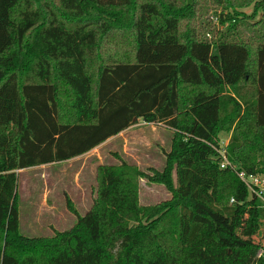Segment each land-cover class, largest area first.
Masks as SVG:
<instances>
[{
    "label": "trees",
    "instance_id": "16d2710c",
    "mask_svg": "<svg viewBox=\"0 0 264 264\" xmlns=\"http://www.w3.org/2000/svg\"><path fill=\"white\" fill-rule=\"evenodd\" d=\"M260 10L264 0H0V264H264L256 221L239 236L214 216L254 208L264 220L217 153L229 134L230 164L264 175V19L252 22ZM140 120L172 131L161 171L122 158L98 165L84 215L64 197L74 226L20 234L18 171L81 157ZM199 170L215 173L209 213L195 199ZM141 180L170 199L140 205ZM185 216L211 227L215 243L184 245Z\"/></svg>",
    "mask_w": 264,
    "mask_h": 264
},
{
    "label": "rangeland",
    "instance_id": "374dc122",
    "mask_svg": "<svg viewBox=\"0 0 264 264\" xmlns=\"http://www.w3.org/2000/svg\"><path fill=\"white\" fill-rule=\"evenodd\" d=\"M251 15L250 9L242 10ZM212 9H203L204 19L216 25L217 18ZM264 19L260 10L253 18V23ZM208 39L212 36L207 35ZM146 126L144 121H138L123 136L107 141L88 154L65 163L44 165L17 172L19 195V232L28 238H46L53 236L54 232H62L75 225L77 218L67 210L65 195H67L80 216L84 215L92 205L95 176L98 165H117L118 158L127 163L136 165L142 171L153 168L161 171L164 167V154L169 151L172 131L163 126ZM155 130V131H154ZM229 134L219 135L220 148L227 144ZM117 156V157H116ZM232 165V164H231ZM232 171L245 173L232 165ZM246 174V173H245ZM255 174L254 176H261ZM238 177V176H237ZM245 177V176H244ZM238 179L244 184L239 177ZM249 183L251 179L245 177ZM193 182L197 185L195 199L201 212L209 213L210 206L215 205V173L213 170H199L193 172ZM173 184L178 191L186 195L188 187L183 186L181 171L173 173ZM245 185V184H244ZM248 200L251 199L249 189L245 185ZM170 194L160 185L140 181L139 203L142 206H152L170 199ZM230 203V202H229ZM231 204V203H230ZM228 228L242 236L248 219L256 221L255 240L264 243V220L259 222L254 208H247L244 214L225 217L214 214ZM197 225L198 231L195 239L186 241L192 225ZM182 242L184 245L214 244V231L206 223L196 220L192 216H185L181 220Z\"/></svg>",
    "mask_w": 264,
    "mask_h": 264
},
{
    "label": "built area",
    "instance_id": "2783aa9c",
    "mask_svg": "<svg viewBox=\"0 0 264 264\" xmlns=\"http://www.w3.org/2000/svg\"><path fill=\"white\" fill-rule=\"evenodd\" d=\"M217 153L220 157V162H219L220 169L230 168L232 170L233 169V168H231L232 165L227 160V156H226V152H225L224 148L223 149L219 148L217 150ZM237 176L242 181H244V184L248 187L249 195L251 196V198L255 197L264 206V175L254 176V175H247L245 173H237ZM244 176L245 177L247 176V179H251V182L249 183L248 180L245 181ZM230 202L233 203V200H231Z\"/></svg>",
    "mask_w": 264,
    "mask_h": 264
},
{
    "label": "crops",
    "instance_id": "0c3cea01",
    "mask_svg": "<svg viewBox=\"0 0 264 264\" xmlns=\"http://www.w3.org/2000/svg\"><path fill=\"white\" fill-rule=\"evenodd\" d=\"M140 121H141V120H140ZM140 121H139V122H140ZM135 126H136V125H135ZM146 126H152V127H153L154 124H147V123H146ZM156 126H162V125H156ZM133 127H134V126H133ZM133 127H131V128H133ZM163 127H164V126H163ZM131 128H129V129H127V130L121 132L119 135H117V136H115V137H112V138L108 139L107 141H110V140L116 139V138L119 137V136H123V135H124L126 132H128ZM164 128H166V127H164ZM154 131H155V130H154ZM107 141H106V142H107ZM106 142H105V143H106ZM105 143H104V144H105ZM102 145H103V144H102ZM100 146H101V145H100ZM97 148H98V147H97ZM95 149H96V148H95ZM92 151H93V150H92ZM90 152H91V151H90ZM87 154H88V153H87ZM85 155H86V154H85ZM83 156H84V155H83ZM83 156H81V157H83ZM78 158H80V157H78ZM72 160H73V159H72Z\"/></svg>",
    "mask_w": 264,
    "mask_h": 264
}]
</instances>
